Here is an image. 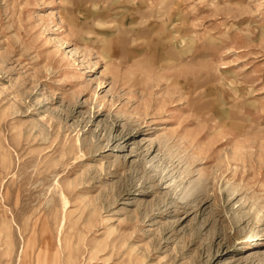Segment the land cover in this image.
I'll return each instance as SVG.
<instances>
[{
  "label": "rangeland",
  "instance_id": "1",
  "mask_svg": "<svg viewBox=\"0 0 264 264\" xmlns=\"http://www.w3.org/2000/svg\"><path fill=\"white\" fill-rule=\"evenodd\" d=\"M0 264H264V0H0Z\"/></svg>",
  "mask_w": 264,
  "mask_h": 264
}]
</instances>
